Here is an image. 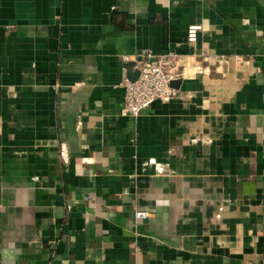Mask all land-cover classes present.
<instances>
[{"label":"crops","instance_id":"obj_1","mask_svg":"<svg viewBox=\"0 0 264 264\" xmlns=\"http://www.w3.org/2000/svg\"><path fill=\"white\" fill-rule=\"evenodd\" d=\"M0 264H264V0H0Z\"/></svg>","mask_w":264,"mask_h":264},{"label":"built area","instance_id":"obj_2","mask_svg":"<svg viewBox=\"0 0 264 264\" xmlns=\"http://www.w3.org/2000/svg\"><path fill=\"white\" fill-rule=\"evenodd\" d=\"M202 27L191 25L187 31V42L195 47ZM186 56L175 52H167L149 56L148 60L139 62L137 70L139 76L132 81L124 77L122 86L125 89V102L122 114L125 116L139 117L149 109L155 102L172 99L177 95V90L172 83L182 78L186 71L183 67ZM198 73L204 74L205 69L196 67ZM136 220H144L149 217L146 212H136Z\"/></svg>","mask_w":264,"mask_h":264},{"label":"water","instance_id":"obj_3","mask_svg":"<svg viewBox=\"0 0 264 264\" xmlns=\"http://www.w3.org/2000/svg\"><path fill=\"white\" fill-rule=\"evenodd\" d=\"M129 67H131L132 70L135 68L134 65H131V66H129ZM138 76H139V71L136 70V71H135V74H134V77H133L132 79H131L130 77H129V78H130L132 81H135V80L138 78ZM179 83H180V81H175V82H173L171 85H172V87L176 88V87L178 86Z\"/></svg>","mask_w":264,"mask_h":264}]
</instances>
